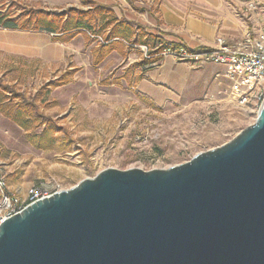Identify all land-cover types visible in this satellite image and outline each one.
Instances as JSON below:
<instances>
[{
    "label": "water",
    "instance_id": "95a60500",
    "mask_svg": "<svg viewBox=\"0 0 264 264\" xmlns=\"http://www.w3.org/2000/svg\"><path fill=\"white\" fill-rule=\"evenodd\" d=\"M0 264H264V102L168 169H104L0 224Z\"/></svg>",
    "mask_w": 264,
    "mask_h": 264
},
{
    "label": "rangeland",
    "instance_id": "374dc122",
    "mask_svg": "<svg viewBox=\"0 0 264 264\" xmlns=\"http://www.w3.org/2000/svg\"><path fill=\"white\" fill-rule=\"evenodd\" d=\"M139 1L147 16L153 14L155 0ZM67 5L64 10L88 8L80 0ZM0 8L16 16L29 8L64 11L46 6L44 0H0ZM138 31L143 33V28ZM69 44L65 60L54 64L0 51V84L11 88L7 94L14 104L31 101L46 86L45 95L35 99L37 109L49 117L54 131L59 129L55 146L39 150L27 134L41 127L25 132L0 113V170L12 191L25 194L38 183L67 190L109 168L168 169L224 145L256 120L257 108L240 107L232 98L222 68H193L182 86L155 100L136 89L138 81L121 79L126 61L106 59L95 68L94 43L87 45L77 35ZM156 48L132 46L130 60L138 63L144 51L148 56ZM66 73H72L68 83L47 85Z\"/></svg>",
    "mask_w": 264,
    "mask_h": 264
},
{
    "label": "crops",
    "instance_id": "0c3cea01",
    "mask_svg": "<svg viewBox=\"0 0 264 264\" xmlns=\"http://www.w3.org/2000/svg\"><path fill=\"white\" fill-rule=\"evenodd\" d=\"M69 1L71 0H48L47 4L44 0V4L54 9L60 8L58 10L60 11L68 6ZM90 1L110 8L115 18L129 23L137 30L136 34L140 33L138 31L140 27L143 28V33L140 34L147 35L142 39L146 48L149 44L160 46L171 42L181 43L191 49H199L213 45L218 37L227 40L238 39L253 25L256 27L259 19L258 11H251L252 18L249 20L246 17L247 6L249 3H257L260 0H155L154 12L149 16L145 9L140 8L144 5L139 0ZM0 42H2L0 51L10 55L40 59L47 64L63 62L70 51L69 43L55 42L52 35L44 32L2 30ZM125 46L128 45L125 44ZM121 50L114 48L104 60L122 59L127 62V68L137 63L133 62L134 59L130 60L128 52L132 49ZM155 59H142L140 61L143 62L142 65L133 70L132 76H141L136 86L138 91L149 97H156L153 98L155 100H160L162 96L172 94L171 88L174 86H182L188 80L193 68L176 62L171 57ZM205 67L221 68L215 65L202 68Z\"/></svg>",
    "mask_w": 264,
    "mask_h": 264
},
{
    "label": "trees",
    "instance_id": "16d2710c",
    "mask_svg": "<svg viewBox=\"0 0 264 264\" xmlns=\"http://www.w3.org/2000/svg\"><path fill=\"white\" fill-rule=\"evenodd\" d=\"M81 1L88 6L87 9L68 8L61 12H53L40 8H29L24 10L23 14L16 16L8 15L0 8V28L31 33L44 32L52 35L53 41L58 43H69L77 35H81L87 45L94 43L91 50V65L95 68L113 52L114 48L129 50L131 46H144L142 39L147 35L136 34L137 30L126 21L115 18L110 8L95 4L90 0ZM142 63L129 66L121 79L128 82L131 80L133 82L139 81L141 76L133 77L132 73ZM70 75L72 73H66L49 81L47 85L61 87V85L69 82L68 77ZM119 82L118 79L115 80L116 84ZM45 87L40 88L37 97L43 92L45 95L47 92ZM10 89L0 84V113L25 132H28L32 127H41L40 132L27 134L28 142L35 145L39 150L52 149L56 142L54 134L59 133V129L56 128L57 130L54 131L55 125L52 124L49 117L37 109L35 101L37 97L31 101L18 102L15 105L11 95L8 96L7 94V90Z\"/></svg>",
    "mask_w": 264,
    "mask_h": 264
},
{
    "label": "built area",
    "instance_id": "2783aa9c",
    "mask_svg": "<svg viewBox=\"0 0 264 264\" xmlns=\"http://www.w3.org/2000/svg\"><path fill=\"white\" fill-rule=\"evenodd\" d=\"M247 8L246 17L249 20L253 10L258 11L259 19L256 27L253 25L238 39L218 37L213 45L199 49H191L181 43L166 42L158 46L152 55L147 56L144 51L143 57H171L195 69L207 65L219 66L223 70L222 78L228 83L236 104L243 108L252 105L259 111L264 102V0L249 3ZM134 47L147 49L144 46ZM64 190L58 184L38 183L31 186L25 194H21L9 188L6 176L0 170V224L31 204Z\"/></svg>",
    "mask_w": 264,
    "mask_h": 264
}]
</instances>
